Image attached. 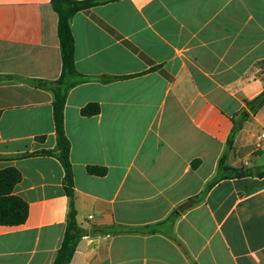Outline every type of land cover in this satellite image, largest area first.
<instances>
[{"label": "crops", "instance_id": "crops-1", "mask_svg": "<svg viewBox=\"0 0 264 264\" xmlns=\"http://www.w3.org/2000/svg\"><path fill=\"white\" fill-rule=\"evenodd\" d=\"M57 29L51 0H0V170L21 173L13 193L29 206L23 225H0V264H53L66 231L62 164L28 155L57 146L53 94L32 83L61 75ZM71 30L87 80L64 107L85 231L69 264H264V177L224 179L198 198L222 156L264 168V105H246L264 90V0H118L77 13ZM90 103L100 113L83 116ZM176 210L183 248L163 233L102 232Z\"/></svg>", "mask_w": 264, "mask_h": 264}, {"label": "trees", "instance_id": "trees-1", "mask_svg": "<svg viewBox=\"0 0 264 264\" xmlns=\"http://www.w3.org/2000/svg\"><path fill=\"white\" fill-rule=\"evenodd\" d=\"M115 1L118 0H51L52 9L58 16L57 32L60 41L62 72L59 79L55 81L36 80L32 83L39 89L50 91L53 94L54 100L52 107L57 146L52 152H40L28 155H54L58 158L64 169V187L66 195L69 198V212L64 238L53 264H69L76 252V248L81 238L85 235V231L78 226L76 219L77 211L74 202V174L70 161V142L66 137L64 129V107L67 95L71 89L86 82L87 80L85 76L77 71L75 66V43L71 30V21L79 12L88 11L93 7ZM246 105L253 114H256L264 105V90L259 96L246 102ZM99 113L100 106L94 103L86 105L81 110V114L86 117H93ZM248 117V112L244 111L242 112L241 120L233 122L234 127L227 141V148L229 150L232 149L234 140ZM196 165L197 162L193 164L194 167ZM87 171L89 174L95 176L102 177L106 175V169L104 168L89 167ZM246 176L264 177V168L258 169L256 172L253 168H232L227 164L225 156H222L219 161L218 173L216 177L207 185L206 189L198 198L203 199L212 187L224 179L231 177L242 178ZM21 180L22 175L15 168L11 167L0 170V225L2 226H20L28 219V204L13 193L14 188L21 182ZM179 216L180 212L176 210L165 221L153 226H146L140 229L112 227L106 228L102 232L111 234L129 232L141 234L163 233L183 248L182 243L176 238L173 232V226ZM95 232L96 231H92L91 233Z\"/></svg>", "mask_w": 264, "mask_h": 264}, {"label": "built area", "instance_id": "built-area-1", "mask_svg": "<svg viewBox=\"0 0 264 264\" xmlns=\"http://www.w3.org/2000/svg\"><path fill=\"white\" fill-rule=\"evenodd\" d=\"M258 150L264 151V130L260 133L258 143H257Z\"/></svg>", "mask_w": 264, "mask_h": 264}, {"label": "water", "instance_id": "water-1", "mask_svg": "<svg viewBox=\"0 0 264 264\" xmlns=\"http://www.w3.org/2000/svg\"><path fill=\"white\" fill-rule=\"evenodd\" d=\"M190 205H192V202H188L187 204H184V206H182V207L180 208V210H183L184 208H186V207H188V206H190Z\"/></svg>", "mask_w": 264, "mask_h": 264}]
</instances>
